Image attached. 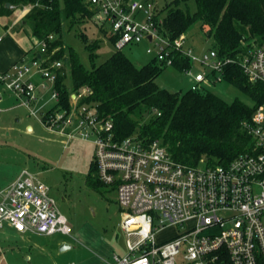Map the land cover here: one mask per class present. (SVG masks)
Listing matches in <instances>:
<instances>
[{
    "label": "built area",
    "instance_id": "1",
    "mask_svg": "<svg viewBox=\"0 0 264 264\" xmlns=\"http://www.w3.org/2000/svg\"><path fill=\"white\" fill-rule=\"evenodd\" d=\"M92 18L115 37L113 46L147 42L146 53L165 66L177 52L202 71L183 70L194 91L224 81L228 65L238 66L248 81L264 85V40L243 45L234 57L209 47L200 54L186 45V37H172L155 0H86ZM46 40L37 42L32 57H22L0 74V82L41 124L66 141L95 146L97 179L116 192L119 226L126 235L127 254H113L109 264H264V100L245 123L251 142L245 152L227 163L196 164L174 159L158 140L138 135L120 137L114 122L83 101L90 88L71 92L69 107L59 105L56 87L62 59H52ZM46 82L53 84L54 103L38 117L30 103ZM66 82V79H65ZM51 235L69 234L66 217L57 208L48 186L24 168L0 189V228ZM166 225L175 232L156 240Z\"/></svg>",
    "mask_w": 264,
    "mask_h": 264
},
{
    "label": "trees",
    "instance_id": "2",
    "mask_svg": "<svg viewBox=\"0 0 264 264\" xmlns=\"http://www.w3.org/2000/svg\"><path fill=\"white\" fill-rule=\"evenodd\" d=\"M187 1L172 2L178 5ZM192 1L196 8L192 14L176 7L164 15V30L172 37L199 19L209 26L208 35L215 44L211 48L219 55L234 57L243 41L264 40V0ZM25 6L29 10L24 20L32 35L41 41L49 34H57L48 42V50L57 48L51 58H65L69 67V87L65 67L60 69L56 83L61 107H69L71 92L87 86L91 92L83 101L95 102L100 115L113 120L120 137L135 134L143 140H158L174 159L187 164H196L201 158L214 164L227 163L248 149L251 136L245 123L264 100V85L248 81L238 66L228 65L223 79L249 97L250 104L238 97L227 102L210 88H161L155 80L167 66L153 58L137 66L121 49H115L96 65L98 43L85 45L91 60V67L85 68L71 47L65 54L62 28L67 20L73 25L76 16L92 17L86 0H0V16H9ZM108 40L113 44L115 37L108 35ZM171 66L181 71L190 68L191 61L177 52ZM141 108L148 112L147 116L139 112ZM95 183L102 184L97 177Z\"/></svg>",
    "mask_w": 264,
    "mask_h": 264
},
{
    "label": "rangeland",
    "instance_id": "3",
    "mask_svg": "<svg viewBox=\"0 0 264 264\" xmlns=\"http://www.w3.org/2000/svg\"><path fill=\"white\" fill-rule=\"evenodd\" d=\"M173 0H155L159 14L165 15L171 8L179 7L192 14L195 4L192 0L175 5ZM209 26L201 20L189 25L181 35L186 37V45L200 54L211 46L214 40L208 35ZM63 48L77 52L85 68L91 67L86 44H99L95 49L94 63L105 60L114 50L105 31L94 18L78 17L73 25L67 20L63 24ZM57 34H54V39ZM259 40L251 38L242 42V46ZM147 42L126 45L122 52L137 66L151 60L146 53ZM57 49V48H56ZM66 57V55H65ZM66 69V83L69 87V67L62 59ZM191 72L202 71L198 64L191 63ZM184 70V69H183ZM183 70L173 66L165 67L156 78V84L170 91L186 90L191 77ZM46 87L39 89L37 99L30 103L38 117L44 108L54 103L51 97L53 84L46 82ZM210 90L231 102L235 97L251 103V99L231 83L221 81L210 86ZM0 189L13 182L24 168L37 174L38 178L49 188L57 208L66 217L70 233H57L56 237L71 240L76 248L63 254L60 264H109L113 254L125 255L126 235L119 226L121 218L116 203V192L109 185L96 184V174L92 171L95 146L91 142L66 141L61 134L45 128L39 119L30 114V109L19 104V101L0 82ZM143 115L148 113L139 109ZM147 116V115H146ZM147 121V120H146ZM29 126L31 127L29 129ZM264 223V215L262 216ZM6 227V225H5ZM175 232L172 225H166L156 233V240L170 237ZM56 256V254L54 255Z\"/></svg>",
    "mask_w": 264,
    "mask_h": 264
},
{
    "label": "crops",
    "instance_id": "4",
    "mask_svg": "<svg viewBox=\"0 0 264 264\" xmlns=\"http://www.w3.org/2000/svg\"><path fill=\"white\" fill-rule=\"evenodd\" d=\"M28 10L29 6L20 7L9 16H0V74L20 58L32 57L37 49L38 41L24 20ZM56 234L18 232L8 225L0 228V264H60L63 254L76 245Z\"/></svg>",
    "mask_w": 264,
    "mask_h": 264
},
{
    "label": "water",
    "instance_id": "5",
    "mask_svg": "<svg viewBox=\"0 0 264 264\" xmlns=\"http://www.w3.org/2000/svg\"><path fill=\"white\" fill-rule=\"evenodd\" d=\"M6 6H9V4L7 3ZM147 114H148V113H145V116H146ZM62 247H64V246H62Z\"/></svg>",
    "mask_w": 264,
    "mask_h": 264
}]
</instances>
